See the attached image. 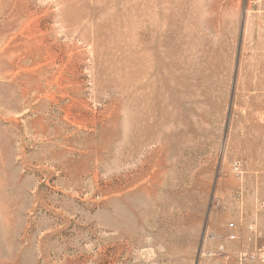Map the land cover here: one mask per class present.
Listing matches in <instances>:
<instances>
[{
  "label": "rangeland",
  "instance_id": "1",
  "mask_svg": "<svg viewBox=\"0 0 264 264\" xmlns=\"http://www.w3.org/2000/svg\"><path fill=\"white\" fill-rule=\"evenodd\" d=\"M0 264H264V0H0Z\"/></svg>",
  "mask_w": 264,
  "mask_h": 264
},
{
  "label": "built area",
  "instance_id": "2",
  "mask_svg": "<svg viewBox=\"0 0 264 264\" xmlns=\"http://www.w3.org/2000/svg\"><path fill=\"white\" fill-rule=\"evenodd\" d=\"M234 237V235H230V238H233Z\"/></svg>",
  "mask_w": 264,
  "mask_h": 264
}]
</instances>
